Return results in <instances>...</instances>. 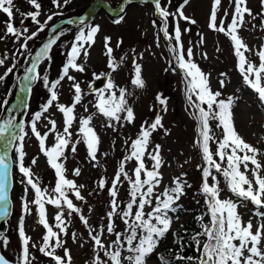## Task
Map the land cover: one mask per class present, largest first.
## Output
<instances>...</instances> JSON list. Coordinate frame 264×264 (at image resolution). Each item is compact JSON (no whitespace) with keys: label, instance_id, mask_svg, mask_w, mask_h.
<instances>
[{"label":"snow or ice","instance_id":"6c2138e0","mask_svg":"<svg viewBox=\"0 0 264 264\" xmlns=\"http://www.w3.org/2000/svg\"><path fill=\"white\" fill-rule=\"evenodd\" d=\"M168 2L171 3V0ZM27 3L35 11L21 13V15L25 18L30 17L34 23L39 24L37 17L41 14V4L38 0H27ZM53 3L60 7L58 0H53ZM63 3L68 4L70 0H63ZM152 3L155 14L160 19L159 32H162L164 39L169 41L168 50L172 54V60L169 61V66L165 71L170 69L176 72L178 69L182 74L185 98L189 107L193 109L192 117L196 122V139L193 146L198 149L203 161V165L197 167L201 171L200 193L204 197L209 221L204 223L203 216L197 217L200 231L191 236L196 255L184 254L182 238L178 233H173V236L174 242L180 244L179 250L174 254L172 249L168 250L172 258L169 259L163 253H158L161 242L172 229L173 219L170 213L178 211L177 203L185 194V189L190 187L184 179L186 174H182L174 177L171 185L165 186L162 191H157L163 181L161 169L165 162L162 157L161 145L156 144L151 147V137L158 129L164 128L160 114H156L151 122L145 121L140 126L136 138L131 139L130 143L128 140L125 141L128 146L126 154L120 161L108 189L111 199L109 211L106 213V224H102L99 230L92 228L88 218L82 213V209L70 198L72 196L76 201L86 203L81 193L84 185H79L75 180L67 178L64 164L66 150L70 148L74 154L78 150L77 145L82 142L86 147L87 157L98 163L97 153L100 145V137L91 126V115L79 119L78 132L76 133L79 139L73 140L72 128L77 119L75 109L81 103L84 93L80 83L76 82V78L70 74V70L77 73L85 72L84 65L78 61L81 58L87 61L90 55L88 49L95 43V37L100 29L98 26H89L87 31L81 28L70 45L66 62L58 78L50 81L47 72L41 76L37 70L42 61H50L49 53L63 32L47 40L34 55L28 49V42L36 38L38 32L44 30L45 24L52 20V16H48L47 21L39 24L38 32L23 36V42L13 53L11 65L7 66L3 74L0 75V82L4 81L17 68V57L24 56L26 65L24 75L18 77L22 83L21 92L31 93L30 85L38 80L42 81L47 89L49 99L41 106L40 111L33 114L28 127L38 142L39 151L46 158L48 166L54 171L55 184L51 189L42 187L40 181L34 177L31 168L25 166L24 141L28 135L25 130V122L20 121L17 124L13 118L4 120L3 123H0V140L6 141L2 145L3 153L0 154V219L9 215L8 180L11 164L8 153L14 147L16 167L23 177L21 183L27 186L26 194L29 190L34 193L31 204L35 205L37 222L44 229L42 243L37 250L54 264H72L70 251L64 246L62 236L68 234L70 218L73 215L78 216L83 225L88 228V237L92 241L94 253L91 264H148V260L153 255L157 256L158 264H264V161L260 159L261 156H264V152L246 142L235 128L233 108L236 98L230 95L225 99L222 98L221 91H214L210 86V74L203 72L194 62L193 49L188 48L186 51L183 49L179 21L196 24V21L186 16L183 11L189 0H183L175 12L163 7L161 0H152ZM232 3L234 9L231 13V20L226 24L225 19H220L217 22V9L221 5V0H213L208 27L215 32L224 34L230 40L233 54L236 57V68L243 83L256 94L259 104L264 107V44L260 45L255 52L259 63L254 64L245 55L252 49L239 35L246 22V17L256 20V15L247 7V0H232ZM261 8L264 9V0H261ZM123 11L124 8L121 7L119 12ZM0 13L6 14L8 17L4 36H0V40L9 36L14 37L15 41L21 40L23 33H27L28 30L18 29L12 22L14 0H0ZM228 15L227 12L224 13L225 17ZM170 17L177 21L171 34L169 32ZM260 17L258 26L264 30V11L260 13ZM122 19L123 17H120L115 23L119 24ZM68 23H73V21H68ZM80 23H84L83 19L80 20ZM152 24L154 28L157 27L155 20ZM183 31H188V29ZM172 41H174V45ZM202 41L203 38H201ZM110 44V38L105 37L104 54L107 57V67L111 72H115L119 64L113 57L114 50ZM121 44L122 41H118L116 46L120 47ZM217 50L219 51V49ZM132 52L135 53V49H132ZM142 55V53L139 54V58H142ZM204 58H207L206 54ZM124 59L125 57H121L120 62H123ZM8 60V54L5 53L3 58H0V67H5ZM132 68L134 74L131 84L135 88L143 89L145 81L142 78V66L137 63L135 55L132 60ZM93 75L95 79H100V76H96L95 73ZM110 75L111 73H109ZM221 76H225V74L221 73ZM65 78L72 82L74 95L70 105L55 104L56 110L63 116L62 131L57 130L55 120L48 119L46 127H50L42 134L38 130V122L54 102L58 101L57 89ZM225 84L224 79L219 81L220 88H224ZM89 87L91 88V85ZM128 95L130 93L125 88L117 89L110 78L105 88L96 94L93 107L108 121L106 127L113 131H116L117 124L123 126L122 121L132 124L136 119L133 108L128 105L126 99ZM155 99L162 106V111L166 112L167 99L159 94ZM84 110L87 112V107ZM44 118L47 119V117ZM212 121H215V127L221 130L220 138H217L213 132ZM6 133H8L7 136ZM49 134H53L55 137V142L51 147L46 144ZM164 134L168 135L167 129H164ZM210 144L216 145L215 150L210 147ZM145 158L152 162L150 168L146 166ZM129 161L135 162L131 175L126 170V163ZM96 163L93 164L94 167ZM31 164L36 165L37 159L33 158ZM72 174L79 177L81 171L76 168ZM217 174L223 177L228 192L236 200L221 198L222 189L219 187L220 181ZM209 178H211V183ZM123 181H127L128 184V201L121 207L118 192ZM107 183L108 181L101 178L97 187L104 190ZM248 203H251L256 209L253 215L260 221L257 224H254L251 219L244 222L238 212L239 207L246 206ZM46 205L54 206L57 209L54 225L50 224L47 218ZM91 210V208L88 209L89 212ZM30 211L29 202L25 200L23 212L29 214ZM117 217L125 226L123 231L115 230V218ZM54 228L58 231H54ZM18 232L21 246L18 264H33L35 257L31 255L30 247L37 248V245H30L31 238L25 233L23 215L19 221ZM105 232L109 236H114L110 243H106L102 239ZM71 238L73 242H76L77 233H71ZM0 240L4 246L9 243L2 236H0ZM58 248L63 249L62 256L57 254ZM0 264H10V261L5 255L0 254Z\"/></svg>","mask_w":264,"mask_h":264},{"label":"rangeland","instance_id":"374dc122","mask_svg":"<svg viewBox=\"0 0 264 264\" xmlns=\"http://www.w3.org/2000/svg\"><path fill=\"white\" fill-rule=\"evenodd\" d=\"M126 1L70 0V3L64 4L63 0H58L60 7H57V4L53 3V0H38L41 4V14L37 17L39 24L47 21L48 16L53 17L52 20L47 21L44 30L38 32L39 24L33 21L26 23L28 18L21 15V13H28L35 11V9L27 3V0H14L12 22L18 29H27L28 31L27 33H23L19 41H15V38L11 36L0 40V58H3L5 53L9 57L5 67H0V75L3 74L7 66L11 65L13 53L16 52L20 43L23 42V36L30 35L32 32H38L37 37L28 42V49L34 55L41 41L45 39V34L60 21L59 25L63 27L55 36L60 35L61 32H63V35L53 45L52 52L50 53V61H42L37 70L41 76L47 72L50 81L56 80L66 62L65 51L67 45H71L75 36L79 34V29L84 28L87 31L89 26H98L100 31L95 37V43L88 49L90 55L87 61L83 58L78 61L84 65L85 72L77 73L70 70V74L76 78V82L80 83L84 93L81 103L75 109L77 119L74 121L72 128L73 140L79 139L76 135L79 127V119L91 115V126L100 137V145L97 153L98 163L91 161L87 157V150L82 142L77 145L78 150L76 153L73 154L70 148L66 150L64 164L67 178L75 180L79 185H84L81 193L86 203L76 201L72 196L70 198L82 209V213L88 218L92 228L99 230L102 224H106V213L109 211V201L111 199L108 195V189L110 188V182L119 167L120 161L126 154L128 146L125 144V141L128 140L130 143L131 139L136 138L140 126L145 121L151 122L154 120L156 114H160L164 128L158 129L151 137V147H154L156 144L161 145L162 157L165 162L161 169L163 181L157 191H162L167 184L171 183L174 177L181 176L182 174H186L184 179L190 183V194L183 196L178 201L181 210L171 215L173 225L170 231H172L188 218V209H193L197 204L202 208H206L204 197L200 193L201 171L197 167L198 165H203V161L198 149L193 146L194 140L196 139V122L192 117L193 109L189 107L185 98V85L182 74L178 69L175 74L170 69L165 71L169 66V61L172 60V54L168 50L169 41L164 39L162 32H159L160 19L155 14L153 3L142 1L130 5L126 12L120 16L123 19L119 24L115 23V21L120 19V17L113 21L104 13V2H108L114 7H120ZM161 3L169 11L175 12L179 5L183 3V0L171 1V3L168 0H161ZM212 3L213 0H189V3L184 7L183 11L185 15L194 19L196 24H188L183 20L179 21V26L182 30L181 39L183 49L185 51L188 48L193 49L194 62L198 64L203 72L210 74V86L214 91H221L222 98L225 99L230 95L236 98V103L233 108L235 128L246 142L253 144L261 152H264V107L259 104L256 94L243 83V79L236 68V57L233 54L230 40L224 34L209 29L208 24ZM247 7L256 15V20H252L251 17H246V22L240 30L239 35L252 49L251 52L245 55L254 64H258L259 61L255 52L260 45L264 44V30H261L258 26L261 19L260 13L264 9L261 8V0H247ZM233 9L234 5L232 0H221V5L217 9V22L220 19H225L226 24L230 22ZM83 12L85 14L87 13V17H89L88 21L84 20L83 24L76 23L79 18L78 15ZM225 12L229 14L227 17L224 16ZM7 20V15L0 13V36H4ZM22 20L23 23H21ZM154 20L157 24L155 28L152 24ZM68 21H73V23H68ZM176 23L177 21L170 17L169 27L171 24L172 30ZM253 25H256V27H253ZM184 29H188V31H183ZM105 37L110 38V46L114 50L113 57L119 64L115 72H111L107 67V57L104 54ZM201 38H203L202 42ZM118 41H122L120 47L116 46ZM132 49H135V53L132 52ZM141 53L143 54L142 58H139V54ZM205 54L207 56L206 59L204 58ZM134 55L137 57V63L142 66V78L145 81V87L143 89L135 88L131 84V78L134 74L132 68ZM121 57H125L123 62H120ZM24 59V56H18L17 68L4 81L0 82V106L11 94L12 87L14 85L16 86V80L21 89L22 83L18 80V77L24 75V67H26ZM94 73L96 76H100V78L104 77L107 81L110 78L117 86V89L125 88L130 93L126 99L128 105L134 110L136 117L134 123L127 124L122 121L123 126L117 124L116 131L106 127L108 121L98 114L93 107L97 92L104 89L105 86L93 93L88 91L89 85L97 80L93 75ZM109 73H111L110 76ZM221 73H224L225 76H221ZM221 79L226 81L224 88H220L219 81ZM40 84V80L32 83L30 85L32 89L31 93L23 94L19 99L21 101L20 105L16 109L10 110L4 117L5 119L13 118L17 124L19 123L17 121L18 118L25 122V130L28 132L24 141V151L26 153L25 166L31 168L34 177L40 181L42 187L51 189L55 184V174L48 166L46 158L39 151L38 142L31 134L30 127H28L32 120V116H30L31 109L27 110V112H30L29 116L24 114L23 116H19L21 106L29 105V107H32L38 105V112L41 110V106L49 99V96L48 99L46 97L39 99L38 86ZM57 91L59 99L44 114V117H47V119L42 117L41 121L38 122V130L42 134L50 127H46L48 119L55 120L57 122V130L62 131L63 116L56 110L55 104H71L74 95L72 82L65 78L58 86ZM158 94L168 101L166 112L162 111V106L155 99ZM85 107L88 109L87 112L84 110ZM113 123L115 124V122ZM214 123L216 124L215 121L211 122L212 127ZM164 129H167L168 135L164 134ZM219 131L221 130H213L217 137H221V132ZM5 135L7 136L8 133ZM5 142V140H0V154L3 153L2 145ZM54 142V135L49 134L46 144L51 147ZM210 147L215 150L216 145L210 144ZM8 155L11 164L10 170L14 175L12 177L14 185L10 194V202L12 205L11 213L8 218L3 219L6 222L2 223L5 225L0 228V236L6 238L9 243L7 246H4L2 240H0V253L5 255L10 261V264H18V257L21 251L18 229L20 218L23 215L25 233L31 238L30 245H37V248L30 247L31 255L35 257L33 264H54V262H51L49 258L44 257L37 250L42 243L44 229L37 222L38 216L35 205L31 204L34 193L31 190L27 194L25 193L27 186L21 183L23 177L16 167L14 147L9 151ZM33 158L37 159L36 165L31 164ZM260 159L264 161V156H261ZM94 163H96L95 167L93 166ZM145 163L147 167H151L152 162L147 158H145ZM134 165V161L126 163V170L129 172V175L132 174ZM76 168H79L81 171L79 177H75L72 174ZM213 173L215 174L214 170ZM101 178L108 181L104 190H100L97 187L98 181ZM217 178L220 181L219 187L222 189L221 198L236 200L228 192L223 177L217 174ZM209 182L211 183V178H209ZM127 192V181H123L119 186L118 192L121 207L127 203ZM25 200L29 202L31 210L29 214L23 212V203ZM89 208L92 209L91 212L88 211ZM252 208L250 203H248L246 206L239 207L238 212L244 222L251 219L254 224H257L260 221L253 215ZM46 213L50 224L54 225V216L57 213V209L54 206L46 205ZM118 221L121 220L118 217L115 218V222ZM54 231L58 230L54 228ZM73 232L78 235L76 242H73L71 238V233ZM62 239L64 246L70 251L72 264H88L89 260H92L94 253L92 250V241L88 237V228L83 225L78 216L73 215L70 218L68 234L62 236ZM102 239L106 243H109L111 236L105 232ZM170 240V235L168 234L158 248V253H161L170 243ZM81 244H83V247H81ZM57 254L62 256L63 249L58 248ZM148 264H158L157 256L153 255L148 260Z\"/></svg>","mask_w":264,"mask_h":264},{"label":"trees","instance_id":"16d2710c","mask_svg":"<svg viewBox=\"0 0 264 264\" xmlns=\"http://www.w3.org/2000/svg\"><path fill=\"white\" fill-rule=\"evenodd\" d=\"M171 1H176V0H171ZM40 89H41V87H40ZM13 90H15V87L12 89V91ZM13 99H14V96L12 97V95H10L7 103H3V106L0 108V119H1L2 115L4 114L6 107L9 105V103H11L13 101ZM212 129L213 130L218 129V128L215 127V123H214V126L212 127ZM219 132H221V131H219ZM215 136L217 137V135H215ZM190 214L191 215H190V218H189L188 222H186L184 225H181V226L177 227L171 233V235H170V237H171V245L168 246L166 249H163L162 253L165 256H167L169 259L172 258V255L169 254L168 250L172 249L173 250V254H174L180 248V244H177V243L174 242L173 233H178V235L182 238L181 243L184 246V254L185 255H196L195 246L191 242V236L194 233L200 231V224H199V222L197 220V217L203 216L204 217V223H208L209 217L207 215L206 208H202V207H200V208L197 207L196 209L191 210ZM124 227L125 226L123 225V223H122V225L120 224V230L119 231H123Z\"/></svg>","mask_w":264,"mask_h":264},{"label":"water","instance_id":"95a60500","mask_svg":"<svg viewBox=\"0 0 264 264\" xmlns=\"http://www.w3.org/2000/svg\"><path fill=\"white\" fill-rule=\"evenodd\" d=\"M30 20L31 19H28L27 21L29 22ZM104 84H105V80L104 79H100L96 83H94L93 85H91V88H89V89H90V91H94L95 89L100 88Z\"/></svg>","mask_w":264,"mask_h":264}]
</instances>
